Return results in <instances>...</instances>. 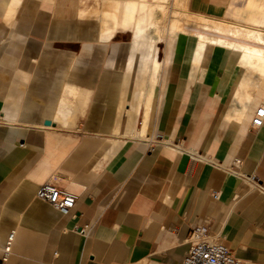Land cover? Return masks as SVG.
Here are the masks:
<instances>
[{
	"label": "crops",
	"instance_id": "crops-1",
	"mask_svg": "<svg viewBox=\"0 0 264 264\" xmlns=\"http://www.w3.org/2000/svg\"><path fill=\"white\" fill-rule=\"evenodd\" d=\"M15 1L0 0V260L14 232L8 264H182L209 221L245 264H264V194L226 170L264 186V125H251L264 75L244 77L221 46L195 66L197 40L169 35L147 116L154 63L141 74L137 51L129 69L130 32L103 40L76 0ZM242 4L189 2L216 17ZM146 116L147 137L128 134ZM56 170L79 194L68 214L37 197Z\"/></svg>",
	"mask_w": 264,
	"mask_h": 264
},
{
	"label": "bare ground",
	"instance_id": "bare-ground-1",
	"mask_svg": "<svg viewBox=\"0 0 264 264\" xmlns=\"http://www.w3.org/2000/svg\"><path fill=\"white\" fill-rule=\"evenodd\" d=\"M76 2L75 11L80 17L98 19L103 40H110L118 31L131 33L132 52L129 69L137 51L142 53L141 74L152 62L154 63L146 102L147 116L162 63L159 58L160 44L166 45L169 35L178 36L183 33L197 40L195 66L202 62L210 48L221 46L233 50L238 55V60L245 70L244 77L264 75V0H244L242 5L232 6V9L227 11L229 14L220 17L192 10L189 6L190 0H76ZM11 3L14 4L16 1ZM60 3L62 5L61 0ZM14 10L12 9L10 14ZM143 87L142 84L136 87L131 115L139 109L140 97L145 92ZM147 116L142 130L136 129L132 133L130 128L128 134L146 138Z\"/></svg>",
	"mask_w": 264,
	"mask_h": 264
},
{
	"label": "built area",
	"instance_id": "built-area-1",
	"mask_svg": "<svg viewBox=\"0 0 264 264\" xmlns=\"http://www.w3.org/2000/svg\"><path fill=\"white\" fill-rule=\"evenodd\" d=\"M251 125L253 128H260L264 125V103L256 107ZM178 149L185 151L181 147H178ZM193 158L205 159L198 155H194ZM226 170L229 173L235 174L238 178L247 180L253 189L264 194V186L257 178L247 176L241 170L232 167H228ZM213 195L218 197L219 193L214 192ZM78 196V192L73 188L72 178L62 170H56L41 184L37 191L38 198L50 203L55 209L64 214L71 212ZM14 238L15 234L13 232L5 248L4 255L0 260V264H8V257ZM189 241L190 248L182 264H245L241 258L234 254L223 237L211 233L209 221L193 226L189 234Z\"/></svg>",
	"mask_w": 264,
	"mask_h": 264
},
{
	"label": "rangeland",
	"instance_id": "rangeland-1",
	"mask_svg": "<svg viewBox=\"0 0 264 264\" xmlns=\"http://www.w3.org/2000/svg\"><path fill=\"white\" fill-rule=\"evenodd\" d=\"M190 2H192V0H190ZM244 2V0H238L239 4H242Z\"/></svg>",
	"mask_w": 264,
	"mask_h": 264
}]
</instances>
